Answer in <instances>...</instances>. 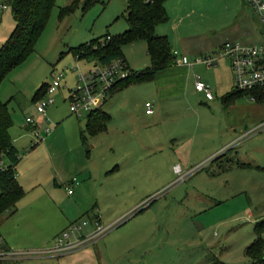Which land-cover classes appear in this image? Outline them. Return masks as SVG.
Listing matches in <instances>:
<instances>
[{"label":"rangeland","instance_id":"rangeland-1","mask_svg":"<svg viewBox=\"0 0 264 264\" xmlns=\"http://www.w3.org/2000/svg\"><path fill=\"white\" fill-rule=\"evenodd\" d=\"M72 1L55 0L33 51L0 82V101L11 117L8 133L25 171L20 176L24 196L17 211L0 214V219L5 218L0 235L7 249L23 255L5 263L211 264L217 258L225 264H250L244 252L255 238L254 221L264 217V169L233 167L221 173L219 169L230 157L264 168V126L237 136L236 142L241 141L237 145L212 154L228 123L220 101V95L228 93L223 92L228 60L219 58L210 67L195 63L188 71H178L180 92L175 95L165 82L177 72L116 92L104 106L110 117L105 130L85 132L82 145L79 131L85 129L86 114L70 113L68 96L77 74L93 62L76 59L70 48L106 33H122L127 28L126 2L95 0L83 8L84 0H76L74 10L59 19L58 9ZM165 10L168 20L156 32L167 37L177 57L186 54L188 62L216 54L226 41L254 44L264 38L258 15L247 0H166ZM13 26L9 0H0V45ZM121 53L133 71L150 65L142 40L122 46ZM195 75L209 87L213 100L195 93ZM54 77L59 78V87L50 95L41 91L39 97V101L53 99L45 109L50 133L31 145L24 120L37 119L32 98ZM145 100L151 104L152 121L143 114ZM236 102L243 108L252 103L245 95ZM246 120V132L264 121ZM33 176L35 184L29 181ZM73 179L72 192L87 182L78 191L86 213L64 189ZM37 207L42 216L30 226ZM75 225L82 226L70 233ZM64 233L68 237L62 245L93 236L87 242L86 260L68 257L79 251L51 252L55 239ZM260 236L264 241V231ZM49 256L54 259L27 260Z\"/></svg>","mask_w":264,"mask_h":264},{"label":"trees","instance_id":"trees-1","mask_svg":"<svg viewBox=\"0 0 264 264\" xmlns=\"http://www.w3.org/2000/svg\"><path fill=\"white\" fill-rule=\"evenodd\" d=\"M93 1L95 0H84L83 8ZM165 1L125 0L124 19L127 28L122 33L115 36L106 33L100 38L70 48L71 54L76 59H90L95 64L103 65L117 58L124 60L121 53L122 46L139 40L145 42L146 53L150 61L149 67L136 71L129 68L130 74L115 83L109 95L129 84L150 81L156 74L174 64L176 57L170 50L167 37L155 32V28L159 24L168 20L164 6ZM54 2L55 0H9L14 26L6 40L0 45V82L11 69L23 62L33 51ZM75 6L76 0H73L69 5L59 8V19L71 13ZM46 86L45 84L36 91L32 101L40 97V92L44 91ZM247 94H251L255 102L264 103V87L248 92L233 89L222 95L221 102L224 106H228L236 98L247 96ZM105 101L86 114L85 129L79 131L82 144H85L86 141L85 132L93 134L105 130L109 120L108 113L102 108ZM10 126L11 117L7 111L6 103L0 101V152L4 154L8 163L7 169L0 173V214L13 211L15 204L24 194L14 174L15 165L19 160V152L10 140L8 133ZM94 219L96 220V218ZM253 231L255 238L246 247L244 253L253 264H264V255H262L264 241L260 236L264 231V218L254 223ZM211 264L225 263L213 258Z\"/></svg>","mask_w":264,"mask_h":264},{"label":"built area","instance_id":"built-area-1","mask_svg":"<svg viewBox=\"0 0 264 264\" xmlns=\"http://www.w3.org/2000/svg\"><path fill=\"white\" fill-rule=\"evenodd\" d=\"M251 6L253 12L258 15V18L262 24V30L264 32V0H247ZM108 39V38H107ZM176 55L175 52H173ZM226 58L232 73L233 89L237 91L248 92L253 89L264 87V38L259 43L244 44L239 42L226 41L223 42L214 55H202L195 61L205 66H212L217 59ZM177 64H189L186 57L182 56L175 59ZM130 74V69L127 63L121 59H114L106 64L99 65L93 62V65L86 72L77 74V82L73 89L69 90V111L70 113L81 116L87 114L89 111L98 107L109 96L110 90L113 85L118 81L125 79ZM59 87V78L54 77L50 84H47L45 92L50 95L54 90ZM194 90L203 93L205 98L212 99L213 95L198 75L194 76ZM247 97L254 101L251 94H247ZM36 99L35 111L36 113L44 116L46 107L53 104V99L48 98L45 101H39ZM145 113L152 112L150 102L144 103ZM25 125L32 126V139L31 145H35L42 141L44 135L38 128L37 121L32 117L25 118ZM264 121L249 133L262 128ZM49 128H44V132L48 133ZM8 167V163L3 153L0 152V173L5 171ZM16 176V172L14 173ZM75 183V179L71 180L65 187L67 194L72 193V184ZM85 225V222L82 224ZM82 225H75L69 229V232L77 231ZM96 228H99L97 221L95 222ZM68 237L67 233H64L61 237H58L54 241V247L51 252L65 251L72 252L74 250L87 246V242L93 238L89 236L87 238H78L74 242H66L62 245L65 238ZM17 255H23L15 253L7 249L3 245V239L0 235V260L14 259ZM39 255V254H38Z\"/></svg>","mask_w":264,"mask_h":264},{"label":"crops","instance_id":"crops-1","mask_svg":"<svg viewBox=\"0 0 264 264\" xmlns=\"http://www.w3.org/2000/svg\"><path fill=\"white\" fill-rule=\"evenodd\" d=\"M164 6H165V3H164ZM254 13V12H253ZM255 14V13H254ZM157 28V27H156ZM156 28H155V32H156ZM156 33H158V32H156ZM159 35H161V34H159ZM221 45V44H220ZM219 45V46H220ZM218 46V47H219ZM176 53V52H175ZM206 55V54H205ZM182 56H184V57H186V54H182L181 55V57ZM175 57H176V59H178L179 57H177V53H176V55H175ZM218 60V59H217ZM189 64H177V63H174L171 67H169V68H167L166 70H164V71H162V72H159L158 74H156L154 77H153V81L154 80H158V79H160V78H162V79H164V77H166L167 75H170V74H174V73H176L177 72V76H175V78H171V79H169V81L168 82H165V83H170V85H172V90H173V92H171L172 94L171 95H175V94H177L178 92H180V86H179V83H178V78H180V72H178V71H188V69L190 68V67H192L195 63H197L195 60L193 61V62H188ZM227 63V62H226ZM197 64H201V63H197ZM128 65V64H127ZM203 65V64H202ZM217 65V61L215 62V64L214 65H212V66H216ZM205 66V65H204ZM207 67V66H206ZM208 67H210V66H208ZM226 70H227V72L228 73H226L227 74V77H226V80H225V82H223L224 83V86H223V92L224 93H226V92H229V90L231 91V90H233V80H232V73H231V70H230V67H229V64L227 63V67H226ZM152 80H150V81H152ZM193 81H194V77H193ZM134 84V83H133ZM129 85H132V84H129ZM129 85H127V86H125V87H123V88H121V89H119V90H116L115 92H113L111 95H109L108 96V98L106 99V101L108 100V99H110V98H112V96L116 93V92H119V91H122L123 89H125L126 87H128ZM195 91V90H194ZM167 92H169V91H167ZM174 93V94H173ZM195 93H198V94H202V96H203V98L205 99V100H207V101H209V100H213V97H212V99H207V98H205V96L203 95V93H201V92H197V91H195ZM157 94H163V95H165L164 94V92L162 91V90H158L157 91ZM222 95H223V93H222ZM222 95H220V101H221V97H222ZM248 98V97H247ZM237 99H239V97L238 98H236L232 103H230L228 106H224L223 104H222V102H221V104H222V106H223V108L225 109V111H226V116H227V127H225V129H222L220 132H221V140L219 141V143L217 144V146L215 147V150L212 152V154L214 155L215 153H218L219 151H221V150H223L224 148H227V147H229V146H231V147H233V146H235V145H237V143H239V142H241V141H238V142H236V138H237V136H241V137H243V136H248V135H250L251 133H253V132H251V133H249V131L248 132H246V124H244L245 123V119H247L246 120V123L248 122V123H252L253 121H259V120H261V119H264V103H257V102H255V101H252V100H250L249 98H248V100L250 101V102H252L251 103V106H249V107H247V108H243L242 107V105H241V103H238V102H236V100ZM104 102V104L102 105V108L106 111V108H104V106H105V104L107 103V102ZM148 100H145L144 102H143V114H144V116H146V118H149L150 119V121H152V119H151V117L150 116H152L153 115V110H152V108H151V110H152V112L151 113H149V114H147V113H145V108H144V103L145 102H147ZM237 111V112H236ZM107 112V111H106ZM239 113V116H238V121L236 122V120H235V117H234V113ZM33 118V117H32ZM34 119V118H33ZM47 118H46V114L44 115V116H42V115H40V114H38V116H37V119L35 118L34 120H36L37 121V124H38V128H39V130H40V132L44 135V140H46V137L48 136V134L50 133V131L48 132V133H45L44 132V128H48L49 126L45 123V120H46ZM109 119H110V117H109ZM108 122H109V120H108ZM107 122V123H108ZM263 122V121H262ZM261 122V123H262ZM254 123V122H253ZM25 128H26V130L28 131V133H29V135H30V137H32V135H31V131H32V126H30V125H26L25 126ZM256 131V130H255ZM254 131V132H255ZM237 133H239V135H237ZM32 139V138H31ZM82 144V143H81ZM15 147H16V149L18 150V147L15 145V144H13ZM82 145H84V144H82ZM18 152H19V150H18ZM222 152V151H221ZM211 155V154H210ZM224 155V157H227L226 156V154H223ZM233 167H236V168H244V167H247V168H254V169H256V170H263L264 168L263 167H260V166H256V164L255 165H249V163H245V162H239L238 160H235L234 159V157H230V158H228V160H227V163H226V165L224 166V168H222V169H219V172L221 173V172H226V171H229L230 169H232ZM15 172H16V179H17V182H18V184L19 185H21L22 184V181L20 180V176L22 175V172H24L25 173V171H24V169H22L21 168V161H20V159L18 160V162H17V164L15 165ZM58 174V173H57ZM219 174V173H218ZM84 176H86L87 177V171H86V174L84 173ZM56 177V176H55ZM58 177H60V176H58L57 175V179H58ZM60 179V178H59ZM33 180V183L35 184V176H33L29 181H32ZM56 184V181L54 180L53 181V185H55ZM31 186V185H30ZM87 186V182L86 183H81L80 185H79V188H78V190L77 191H75V192H72L71 194H67L68 196H70V197H73L72 199H70V201H72L73 202V204L75 205V206H77V207H79V210H81V211H83V213H86V211L87 210H85V208L87 207V205H84V206H82V205H80L79 203L81 202L80 201V196H79V194L78 193H80V192H78L79 191V189L81 190V189H83V188H85ZM21 188H22V185H21ZM31 188H32V186H31ZM77 193V194H76ZM23 196H24V194H23ZM22 196V197H23ZM21 197V198H22ZM20 198V199H21ZM20 199L17 201V203L20 201ZM17 203L15 204V207H14V209H13V211H11V212H8L9 214H14L16 211H17V209H16V206H17ZM79 204V205H78ZM43 210L42 209H38V207L35 209V211L31 214V216H32V218L30 219V221H29V225L30 226H36V224H37V222H39V218L42 216L41 215V212H42ZM94 218H96L97 220H99L96 216H94ZM264 217H260V218H258V219H256L254 222H256V221H258V220H260V219H263ZM65 219H67V216H65ZM5 220V218H2V219H0V223H2L3 221ZM1 234V233H0ZM23 238H24V240L25 239H27L28 237L26 236V234L24 233V235H23ZM3 245L7 248L9 245L7 244V242L3 239ZM87 247H83V248H80V249H77V250H74V251H72V252H75V251H79L78 253H75V254H73V255H71V256H68V257H70V258H77V260H81V259H83V260H86V258H87V254H89V250L88 249H86ZM263 252H264V246H263ZM244 255H245V253H244ZM39 260V259H41L40 261H44V262H48V260L49 261H51L52 259H54L53 258V256H49V257H36V258H34V257H30V258H27V260ZM249 259V258H248ZM4 260H7V259H4ZM4 260H0V263H3V264H6L5 263V261ZM9 260V259H8ZM20 260V259H19ZM24 259H21L20 261H17V262H22ZM249 261H250V264H253L252 262H251V260L249 259Z\"/></svg>","mask_w":264,"mask_h":264}]
</instances>
